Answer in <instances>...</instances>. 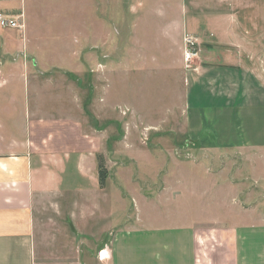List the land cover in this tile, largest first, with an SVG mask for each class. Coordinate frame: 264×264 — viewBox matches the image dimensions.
<instances>
[{
	"label": "crops",
	"instance_id": "0c3cea01",
	"mask_svg": "<svg viewBox=\"0 0 264 264\" xmlns=\"http://www.w3.org/2000/svg\"><path fill=\"white\" fill-rule=\"evenodd\" d=\"M251 1L255 5L259 0ZM212 2V8L194 13L176 29L177 42L183 35L196 41V55L187 70L184 44L178 45L183 136L186 142L206 143L205 155L233 150L238 157H248L250 183L220 187L222 193L219 190L212 202L228 210L218 212V218L214 215L215 220L187 217L185 226L143 227L136 200H146L143 190L130 192L109 172L104 187H99L97 136L84 132L69 112L56 116L58 103L39 101L42 91L34 90L29 74L5 67L0 83H20L23 76L31 86L19 87L29 91L24 118H12L19 109L13 91L9 100L0 102V264H264V81L253 68V48L262 47L264 38L246 37L249 13L238 0ZM180 8L183 14L188 11ZM10 58L0 56V62ZM212 184L214 190L219 188ZM242 189H247V208L239 204ZM226 190H234V196L227 197ZM155 193L148 199L161 198L159 190ZM117 200L127 204L125 216L114 224ZM45 205L55 208L57 228L42 220Z\"/></svg>",
	"mask_w": 264,
	"mask_h": 264
},
{
	"label": "rangeland",
	"instance_id": "374dc122",
	"mask_svg": "<svg viewBox=\"0 0 264 264\" xmlns=\"http://www.w3.org/2000/svg\"><path fill=\"white\" fill-rule=\"evenodd\" d=\"M175 1L0 0V14L19 17L24 26L0 29V56H11L10 61L0 62V70L25 71L34 90L42 91L39 101L58 103L61 109L55 110L56 116L69 112L80 120L84 132L97 136L98 156L113 181L130 192L143 190L146 200L136 199L143 227L185 226L187 217L215 220L218 212L228 210L212 202L219 197L220 187L250 183L248 157H238L233 150L205 155L202 144L206 143L185 141L178 45L186 36L177 42L176 29L214 4L212 0ZM238 4L249 13L246 37L264 38V0L255 5L238 0ZM182 6L188 10L184 14ZM253 49L257 53L253 68L264 81V44ZM190 65L183 61L184 69ZM20 81L0 83V102L10 99V91L14 93L19 109L11 115L16 120L24 118L29 105V91L19 87L31 86L23 76ZM199 178L208 179L199 182ZM213 182L218 189L214 190ZM158 190L160 199H148L156 197ZM233 191L226 190V196H234ZM246 192L241 190V208H247ZM126 204L114 203V224L125 216ZM54 210L45 205L41 218L57 228Z\"/></svg>",
	"mask_w": 264,
	"mask_h": 264
},
{
	"label": "built area",
	"instance_id": "2783aa9c",
	"mask_svg": "<svg viewBox=\"0 0 264 264\" xmlns=\"http://www.w3.org/2000/svg\"><path fill=\"white\" fill-rule=\"evenodd\" d=\"M23 24L20 23L19 17L5 16L0 14V29L1 30H21L23 29ZM184 44V63L185 66L190 64V61L195 57L196 52V41L191 36H186L183 39ZM187 68V67H186ZM102 252L98 254V258L101 259Z\"/></svg>",
	"mask_w": 264,
	"mask_h": 264
},
{
	"label": "trees",
	"instance_id": "16d2710c",
	"mask_svg": "<svg viewBox=\"0 0 264 264\" xmlns=\"http://www.w3.org/2000/svg\"><path fill=\"white\" fill-rule=\"evenodd\" d=\"M97 175H98V185L100 188H103L105 181L108 178V171L106 170L102 157L100 156H97Z\"/></svg>",
	"mask_w": 264,
	"mask_h": 264
}]
</instances>
